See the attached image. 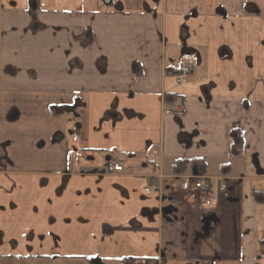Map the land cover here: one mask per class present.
<instances>
[{"label":"crops","instance_id":"1","mask_svg":"<svg viewBox=\"0 0 264 264\" xmlns=\"http://www.w3.org/2000/svg\"><path fill=\"white\" fill-rule=\"evenodd\" d=\"M263 250L264 0H0V264Z\"/></svg>","mask_w":264,"mask_h":264},{"label":"built area","instance_id":"2","mask_svg":"<svg viewBox=\"0 0 264 264\" xmlns=\"http://www.w3.org/2000/svg\"><path fill=\"white\" fill-rule=\"evenodd\" d=\"M192 64H187L182 68V74L186 75L189 74L192 70ZM180 82V80H179ZM108 170L110 172H122L123 167L119 162L110 163L108 165ZM181 189L186 192L190 193V197L188 200H191L194 203H197L201 206L208 207L211 204L210 197H209V189L210 185L207 180L198 177H190L186 178L181 183ZM221 192H225L227 190L226 186L221 187ZM146 192L153 191V188H146ZM196 194L197 196L193 198L191 195ZM134 264H153L147 260H138Z\"/></svg>","mask_w":264,"mask_h":264},{"label":"trees","instance_id":"3","mask_svg":"<svg viewBox=\"0 0 264 264\" xmlns=\"http://www.w3.org/2000/svg\"><path fill=\"white\" fill-rule=\"evenodd\" d=\"M242 137L239 135H236V137L233 139L232 145H231V152L233 155L237 156L240 154L241 148H242ZM181 164V163H179ZM178 164V166H179Z\"/></svg>","mask_w":264,"mask_h":264},{"label":"water","instance_id":"4","mask_svg":"<svg viewBox=\"0 0 264 264\" xmlns=\"http://www.w3.org/2000/svg\"><path fill=\"white\" fill-rule=\"evenodd\" d=\"M104 3L108 4L109 3V0H103Z\"/></svg>","mask_w":264,"mask_h":264},{"label":"flooded vegetation","instance_id":"5","mask_svg":"<svg viewBox=\"0 0 264 264\" xmlns=\"http://www.w3.org/2000/svg\"><path fill=\"white\" fill-rule=\"evenodd\" d=\"M136 261H138V260L132 261V262H131V263H129V264H134Z\"/></svg>","mask_w":264,"mask_h":264}]
</instances>
